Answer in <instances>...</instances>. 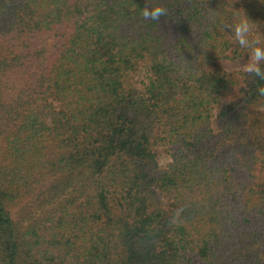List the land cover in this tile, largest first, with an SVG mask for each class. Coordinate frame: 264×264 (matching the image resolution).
Listing matches in <instances>:
<instances>
[{
  "label": "trees",
  "instance_id": "obj_1",
  "mask_svg": "<svg viewBox=\"0 0 264 264\" xmlns=\"http://www.w3.org/2000/svg\"><path fill=\"white\" fill-rule=\"evenodd\" d=\"M244 15L264 47V0H0V264H264Z\"/></svg>",
  "mask_w": 264,
  "mask_h": 264
},
{
  "label": "clouds",
  "instance_id": "obj_2",
  "mask_svg": "<svg viewBox=\"0 0 264 264\" xmlns=\"http://www.w3.org/2000/svg\"><path fill=\"white\" fill-rule=\"evenodd\" d=\"M168 11L163 6H150L146 3L143 8L142 16L145 20H153L159 22L162 17H166ZM252 21L246 15L235 22L230 27L234 31L235 40L242 48L250 49V59L247 65L244 66V71L250 75H255L260 79H264V69L261 68L260 63L264 61V47L261 46V38L259 35H253ZM252 36V39L249 37ZM260 96H264V87L257 89Z\"/></svg>",
  "mask_w": 264,
  "mask_h": 264
},
{
  "label": "rangeland",
  "instance_id": "obj_3",
  "mask_svg": "<svg viewBox=\"0 0 264 264\" xmlns=\"http://www.w3.org/2000/svg\"><path fill=\"white\" fill-rule=\"evenodd\" d=\"M249 61L247 60H239V61H223V62H220L219 66L227 71V72H233V71H244V66L248 64ZM144 77V73L141 72L139 75H138V78L137 80L138 81H142ZM230 101L229 100H226L224 102V104H229ZM255 109L259 110V111H264V101L261 102L260 104L258 105H255ZM213 126L215 128H217V123L214 122ZM176 148H159L157 149V152H158V165L161 166V167H165L166 165H168L171 161H172V154L174 153V150Z\"/></svg>",
  "mask_w": 264,
  "mask_h": 264
}]
</instances>
